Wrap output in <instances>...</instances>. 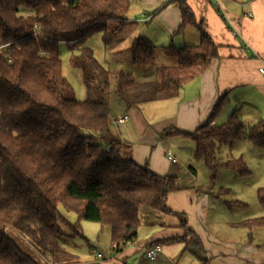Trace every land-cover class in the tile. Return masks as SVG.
Wrapping results in <instances>:
<instances>
[{
    "label": "trees",
    "instance_id": "1",
    "mask_svg": "<svg viewBox=\"0 0 264 264\" xmlns=\"http://www.w3.org/2000/svg\"><path fill=\"white\" fill-rule=\"evenodd\" d=\"M129 10L130 0H0V264H38L20 236L53 264L75 263L64 246L63 228L84 237V221L110 226L116 244L112 250L121 253L138 238L142 209L173 214L167 200L177 190L178 178L137 165L113 134L112 73L85 46L97 34L112 44L129 25ZM181 12L182 30L194 19L186 5ZM198 28L200 44L170 46L167 51L178 62L160 67L156 79L139 81L131 73H116V94L127 109L174 98L207 70L218 49ZM62 44L79 51L72 62L81 71L86 100L76 97L63 74ZM157 50L139 37L125 52L135 65L156 67ZM225 99L205 124L185 134L196 142L195 159L214 173L220 167L218 145L245 140L264 148V121L246 126L235 113L225 124H213ZM222 166L250 175L242 159ZM257 198L264 210V187ZM60 205L77 214L75 224L63 217ZM243 225L264 227V215ZM181 227L182 236L148 247L184 243L187 250L202 248L188 223Z\"/></svg>",
    "mask_w": 264,
    "mask_h": 264
},
{
    "label": "crops",
    "instance_id": "2",
    "mask_svg": "<svg viewBox=\"0 0 264 264\" xmlns=\"http://www.w3.org/2000/svg\"><path fill=\"white\" fill-rule=\"evenodd\" d=\"M183 5L190 9L194 23L181 30ZM127 18L129 25L123 31L134 28L136 32L131 46L136 38L145 37L158 48V74L160 67L178 62L167 51L170 46L200 44L199 25L217 46L218 54L207 70L174 98L131 109L121 104L114 109L111 106L112 132L131 150L134 162L148 165L157 175L178 178L177 190L167 200L173 214L144 208L133 244L117 254L112 248L104 254L94 250L88 259L71 264H264V227L243 225L264 214L245 217L236 212L245 203L228 201L223 190L213 191L226 173L220 172L221 168L214 173L196 160V142L185 135L205 124L222 98L226 99L214 125L225 124L235 113L246 126L264 121V77L259 73L264 65V0H130ZM128 49L120 54H127ZM124 115L128 119L118 123ZM255 149L264 156V148ZM233 202L239 205L231 207ZM184 222L200 239L202 248L187 250L184 243L162 244L163 252L150 261L148 246L182 236Z\"/></svg>",
    "mask_w": 264,
    "mask_h": 264
},
{
    "label": "rangeland",
    "instance_id": "3",
    "mask_svg": "<svg viewBox=\"0 0 264 264\" xmlns=\"http://www.w3.org/2000/svg\"><path fill=\"white\" fill-rule=\"evenodd\" d=\"M115 25H111V28ZM135 29L129 28L117 36L112 44L106 45L102 39V34H97L88 39L85 46L90 47L98 62L112 73L110 85V102L114 109L116 104L125 106L123 101L116 94V79L115 75L118 72L131 73L137 80H153L158 77V72L155 66L142 67L133 64L129 54H120L121 51L128 49L131 46L132 35H135ZM79 53L78 50L69 49L67 45L62 44L60 50V58L62 61L63 74L71 83L75 90L76 97L79 100L87 99V92L83 83L80 69L74 67L72 59ZM126 107V106H125ZM261 152V151H260ZM242 159L247 165L250 175L240 176L236 171L222 166L229 160ZM196 165V163L194 162ZM216 164L221 168L220 172L226 173L221 175L220 184L216 182L213 191L220 193L224 192L225 199L228 201H241L246 204L244 208L237 210L245 217H258L264 214V210L260 205L257 192L264 187V156L258 155L254 145L248 141H243L236 144L233 148L219 145L216 149ZM224 167V168H223ZM201 178L203 177L202 174ZM210 186V184L208 185ZM61 214L71 223L75 224L78 217L73 211H67L62 205L59 207ZM86 227V231L84 228ZM82 231L84 237L76 236L74 231L69 227H64L65 234L63 243L67 251L75 255L78 261L88 259L92 251L97 253H105L112 248L111 227L108 225H100L92 222H82ZM21 240L25 246L33 252L39 262L38 264H51V261L34 249L33 246L22 236Z\"/></svg>",
    "mask_w": 264,
    "mask_h": 264
},
{
    "label": "built area",
    "instance_id": "4",
    "mask_svg": "<svg viewBox=\"0 0 264 264\" xmlns=\"http://www.w3.org/2000/svg\"><path fill=\"white\" fill-rule=\"evenodd\" d=\"M259 73L264 77V65L259 68ZM128 119L127 115H124L118 119V123H123ZM169 158L173 161L176 162V159L173 158L172 156H169ZM113 248H116V244L113 245ZM163 252V246L162 245H155L152 247H148L146 249V255L147 258L150 261H155L159 255Z\"/></svg>",
    "mask_w": 264,
    "mask_h": 264
}]
</instances>
